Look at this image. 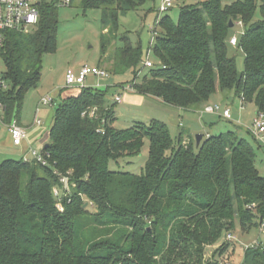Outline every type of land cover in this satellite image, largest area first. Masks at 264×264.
Returning a JSON list of instances; mask_svg holds the SVG:
<instances>
[{
    "label": "trees",
    "instance_id": "1",
    "mask_svg": "<svg viewBox=\"0 0 264 264\" xmlns=\"http://www.w3.org/2000/svg\"><path fill=\"white\" fill-rule=\"evenodd\" d=\"M146 2L84 0L102 13L104 56L120 17ZM222 2L184 6L177 22L157 18L148 70L141 44L123 37L108 73L131 72L136 94L180 111L202 112L217 93H233L264 113V0ZM40 12L29 33H6L0 54L6 124H20L25 96L40 83L43 57L57 48L58 8L42 4ZM230 23L243 27L236 46L245 56L242 73L229 56ZM109 88L61 90L42 148L48 165L0 163V264H222L205 259L208 247L219 244L223 256L231 231L246 234L264 224V177L253 147L233 131L203 135L200 145L184 132L173 139L158 120L118 130ZM145 141L141 174L110 170L111 162L140 155ZM61 176L73 185L63 213L53 193L62 187ZM241 264H264V240L246 248Z\"/></svg>",
    "mask_w": 264,
    "mask_h": 264
},
{
    "label": "rangeland",
    "instance_id": "2",
    "mask_svg": "<svg viewBox=\"0 0 264 264\" xmlns=\"http://www.w3.org/2000/svg\"><path fill=\"white\" fill-rule=\"evenodd\" d=\"M207 0H173V7L167 13H160L162 0H147L146 4L137 12L128 13L119 19V29L114 36H109L111 42L108 44L107 53L104 56L102 52V13L100 10L87 8L83 3L84 0H73L70 7L58 8V32L57 48L52 54H46L43 57V69L41 80L38 87L29 91L24 99L19 121L23 126L34 123L37 116L36 110L39 107V119L42 121L41 126L35 130L42 132V137L33 146L34 149H42L48 142V128H50L55 108L60 99L61 90L65 89V73L68 69L78 71L81 67H100L107 72L110 69L116 51L123 47L122 38L128 37L133 44H141L144 55L155 39V33L152 29L157 28V18L169 15L170 18L177 22L181 8L188 5H201ZM237 1L243 0H223L222 5H230ZM259 10L256 18H259ZM157 30H159L157 28ZM243 33V27L235 26L232 29V36L239 39ZM113 37V38H112ZM229 56L234 57L238 72L244 71L245 56L239 48L229 44ZM153 62V58H151ZM5 65L0 59V74H4ZM145 70H148L145 68ZM131 72L125 75L114 76L109 74V78L101 80L89 77L85 83L86 88L93 87L96 83H119L130 85L132 80ZM106 88V87H104ZM108 99L110 105H114L116 122L114 127L118 130L131 128L135 123L141 122L149 124L153 120L166 123L170 127L173 139H176L180 133L184 132V139L191 136L196 138L197 135H219L226 134L229 131L237 132L241 138L246 139L253 147L256 153V167L261 176L264 177V147L261 142L255 140L252 136V122L257 115L255 104L244 103V109L241 107V99L233 93L228 96L217 93L211 98L210 105L219 106L221 110L229 109L231 120H226L219 114H187L180 117L177 124L171 122L168 114L161 108L143 105H131L125 99L127 93L121 91L118 87L108 89ZM65 96L70 94L65 90ZM129 95V94H128ZM47 96H56V100L51 106L41 105V100ZM121 96L123 102L117 103L115 98ZM33 131L30 130L31 135ZM250 133V134H249ZM12 145V146H11ZM23 147H15L11 141L8 131L1 126L0 130V157L4 155L7 159H20L19 154ZM149 142L145 145L140 155L125 158L118 163L111 162L110 170L129 172L132 174H141L148 160ZM29 156V155H28ZM232 236L230 249L220 256L218 250L219 244L214 247H208L205 253V259H216L222 264H241L247 247L257 246L264 240V234L261 227L253 229L250 233L243 234L239 228L229 233ZM224 237L220 240L222 243ZM219 242V243H220Z\"/></svg>",
    "mask_w": 264,
    "mask_h": 264
},
{
    "label": "built area",
    "instance_id": "3",
    "mask_svg": "<svg viewBox=\"0 0 264 264\" xmlns=\"http://www.w3.org/2000/svg\"><path fill=\"white\" fill-rule=\"evenodd\" d=\"M73 0H0V54L5 46L6 33L9 31L24 32L29 33L33 30L39 23L40 18V7L42 4H49L57 8L70 7ZM173 7V0H162V5L160 7V13H167ZM242 26V24H238ZM155 33V29H152ZM154 44V39L147 51L145 68H152L153 62L152 58V47ZM232 46H237L238 39L232 37L230 40ZM89 77L95 79H107L109 78V73L100 67H89L87 65L81 67L78 71L74 69H68L65 73V88H76L84 89L85 83ZM93 87H98V84ZM0 89H7V83L4 79L3 74H0ZM124 92L135 93L134 88L131 85L123 87ZM54 98L47 96L41 100V105L51 106L53 105ZM117 103L122 102V97L117 96L115 98ZM242 110L244 106L241 104ZM6 112V106L0 101V125L5 127L11 138L13 146L22 147V145L28 141L29 129L18 123L17 120H13L6 124L3 121L4 114ZM37 116L35 118L33 126H41L43 123L39 119L40 108L36 110ZM96 111L90 112V117H95ZM202 113L206 114H219L226 120H231V112L229 109L221 110L219 106L207 105ZM252 134L254 137L264 145V113H258L252 122ZM28 155L23 159L25 161H35L37 164L46 166L48 165L47 156L42 152V149L36 150L33 147L29 148ZM60 187H56L53 191L54 197L57 199L58 210L63 213L64 206L62 200L67 197L73 186L70 183L68 177L60 178ZM261 231L264 234V224L261 226ZM226 240L231 241L232 236L229 234L226 236ZM259 245V244H258ZM257 245V246H258ZM256 247V246H255Z\"/></svg>",
    "mask_w": 264,
    "mask_h": 264
},
{
    "label": "crops",
    "instance_id": "4",
    "mask_svg": "<svg viewBox=\"0 0 264 264\" xmlns=\"http://www.w3.org/2000/svg\"><path fill=\"white\" fill-rule=\"evenodd\" d=\"M96 84H98V87H97L98 89H107L108 87L115 86L119 83H106V84H102V85L99 83H96ZM104 87H106V88H104ZM121 91H123V88H121ZM124 93H127L125 99L131 105H140V106L143 105V106H153V107L161 108L164 112H166L168 114L169 118H171V122L174 124H177L180 117H183L184 115L201 114L202 113V112L180 111L178 109H175V108H172V107H169V106L163 104L160 100L144 97V96L138 95L136 93H129V92H124ZM53 98L56 99V96H53ZM122 102H123V98H122ZM33 124L34 123H32L31 125H28V126H24V127L28 128L29 131L32 130L33 132L31 133V135L29 134L28 141L22 145L23 148L19 154L20 159H23L24 157L28 156L29 148L33 147L36 144V142L39 141L42 137V132L40 133L39 130H35V128L37 126H33ZM49 129L50 128H48V131H49ZM207 135H209V134H207ZM4 155H8V154H4ZM4 155L0 157V163L8 158Z\"/></svg>",
    "mask_w": 264,
    "mask_h": 264
},
{
    "label": "water",
    "instance_id": "5",
    "mask_svg": "<svg viewBox=\"0 0 264 264\" xmlns=\"http://www.w3.org/2000/svg\"><path fill=\"white\" fill-rule=\"evenodd\" d=\"M234 28V25L232 23H230V29H233ZM196 143L197 145H200L202 139H203V135H197L196 136ZM88 205L86 204L85 207H87Z\"/></svg>",
    "mask_w": 264,
    "mask_h": 264
}]
</instances>
